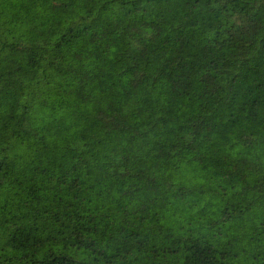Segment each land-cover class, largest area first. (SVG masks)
I'll return each instance as SVG.
<instances>
[{"label":"trees","instance_id":"1","mask_svg":"<svg viewBox=\"0 0 264 264\" xmlns=\"http://www.w3.org/2000/svg\"><path fill=\"white\" fill-rule=\"evenodd\" d=\"M0 264H264V0H0Z\"/></svg>","mask_w":264,"mask_h":264}]
</instances>
